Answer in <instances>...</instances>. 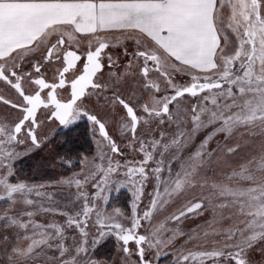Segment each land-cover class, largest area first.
Instances as JSON below:
<instances>
[{
  "label": "snow or ice",
  "instance_id": "snow-or-ice-1",
  "mask_svg": "<svg viewBox=\"0 0 264 264\" xmlns=\"http://www.w3.org/2000/svg\"><path fill=\"white\" fill-rule=\"evenodd\" d=\"M162 262L264 264V0H0V264Z\"/></svg>",
  "mask_w": 264,
  "mask_h": 264
},
{
  "label": "rangeland",
  "instance_id": "rangeland-1",
  "mask_svg": "<svg viewBox=\"0 0 264 264\" xmlns=\"http://www.w3.org/2000/svg\"><path fill=\"white\" fill-rule=\"evenodd\" d=\"M85 126H86L85 123H80L79 131L81 132V129H82V132H83ZM63 131L65 133L67 132V130H63ZM89 149H90V145L84 141V144L81 147V151L80 152L84 153V152L88 151ZM31 163H32V161H25V170L26 171H27L28 165H30ZM49 174H53L51 172V170H49ZM129 198H130V193L128 192V190L126 188L125 189H121V191L119 193L113 192L114 206H124V202H126ZM199 222H200L199 220H191V219H189L188 221L185 222V226L189 227V228L190 227H194L195 224H197ZM113 243H114L113 240L110 239L106 243V245L100 250V254L102 255L103 258H109V257H112V256L116 255V252L114 251V248H113ZM162 264H163V262H162Z\"/></svg>",
  "mask_w": 264,
  "mask_h": 264
},
{
  "label": "trees",
  "instance_id": "trees-1",
  "mask_svg": "<svg viewBox=\"0 0 264 264\" xmlns=\"http://www.w3.org/2000/svg\"><path fill=\"white\" fill-rule=\"evenodd\" d=\"M81 132H82V129H81ZM83 144H84V141H83V139H81L78 143L72 145L71 147H73L76 151L80 152Z\"/></svg>",
  "mask_w": 264,
  "mask_h": 264
},
{
  "label": "flooded vegetation",
  "instance_id": "flooded-vegetation-1",
  "mask_svg": "<svg viewBox=\"0 0 264 264\" xmlns=\"http://www.w3.org/2000/svg\"><path fill=\"white\" fill-rule=\"evenodd\" d=\"M80 123H85V121H81ZM86 124V123H85Z\"/></svg>",
  "mask_w": 264,
  "mask_h": 264
}]
</instances>
